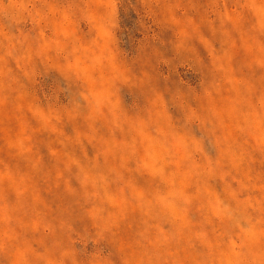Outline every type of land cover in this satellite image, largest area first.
I'll return each instance as SVG.
<instances>
[{
    "label": "rangeland",
    "instance_id": "1",
    "mask_svg": "<svg viewBox=\"0 0 264 264\" xmlns=\"http://www.w3.org/2000/svg\"><path fill=\"white\" fill-rule=\"evenodd\" d=\"M6 258L260 264L264 0H0Z\"/></svg>",
    "mask_w": 264,
    "mask_h": 264
},
{
    "label": "clouds",
    "instance_id": "2",
    "mask_svg": "<svg viewBox=\"0 0 264 264\" xmlns=\"http://www.w3.org/2000/svg\"><path fill=\"white\" fill-rule=\"evenodd\" d=\"M5 251H6L7 257H12V256H15V254H16V250L12 246H7ZM5 262H7V264H19V262H21V261L6 258V259H4L3 264H5ZM260 264H264V260L260 261Z\"/></svg>",
    "mask_w": 264,
    "mask_h": 264
},
{
    "label": "snow or ice",
    "instance_id": "3",
    "mask_svg": "<svg viewBox=\"0 0 264 264\" xmlns=\"http://www.w3.org/2000/svg\"><path fill=\"white\" fill-rule=\"evenodd\" d=\"M5 264H7V262H5ZM19 264H29V262L21 261V262H19ZM114 264H120V262L119 261H115Z\"/></svg>",
    "mask_w": 264,
    "mask_h": 264
}]
</instances>
